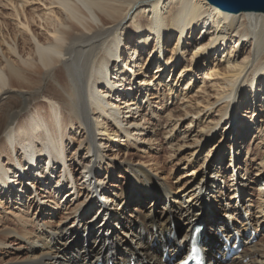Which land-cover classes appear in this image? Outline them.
<instances>
[{
	"label": "bare ground",
	"instance_id": "obj_1",
	"mask_svg": "<svg viewBox=\"0 0 264 264\" xmlns=\"http://www.w3.org/2000/svg\"><path fill=\"white\" fill-rule=\"evenodd\" d=\"M6 1L5 5H13L17 22L16 7L27 1ZM48 1L51 37L42 38L21 18L16 26H22L23 42L14 39L15 33L0 32V217L6 221L10 217L13 224L8 227L0 220V264H94L99 259L125 262L128 257L160 264V244L176 249L169 238L163 239L174 222L184 238L199 222L206 225L203 247L208 259L217 248L211 230L232 237L230 230L243 234L256 218L264 234V151L246 146L256 134L264 150V9L229 12L206 0ZM25 38L31 39L32 51L25 50ZM190 47L188 58L185 49ZM131 63L138 68L132 69ZM152 68L158 81L153 85ZM162 82L173 101L183 87L188 93L196 89L197 100L203 101H196V108L183 103L179 115L170 113L164 121L151 101ZM166 98H161L162 106L169 102ZM160 127L162 144L156 139ZM217 134L219 145L213 143ZM227 134L232 135L229 145L222 144ZM73 137L82 138L83 157L81 148L74 149ZM107 140L142 152L163 150L164 144L173 157L188 151V164L209 150L199 181L194 184L193 170V182L182 193L168 190L141 167L126 169L123 172L137 191L129 198L130 184L110 182L109 176L105 184L101 178L102 165L110 172L116 167L99 152ZM221 145L234 155L228 165ZM70 149L78 159L68 164ZM239 152L251 158L252 167L246 163L247 168L241 167ZM92 170L94 179L89 177ZM75 174H82L83 181ZM220 177L224 191L212 185ZM60 181L65 186L57 189ZM245 188L253 191L247 196L256 198V203L243 198ZM213 189L219 201L209 195ZM228 190H238L243 213L223 200ZM63 192L68 199L63 206L67 220L54 224L52 212L60 209ZM101 202L114 203L118 210L94 232L84 218L93 206L94 215H109L111 208L105 211ZM218 207L227 216L224 221L215 216ZM11 239L17 242L16 253H1ZM248 241L233 264H264V252Z\"/></svg>",
	"mask_w": 264,
	"mask_h": 264
},
{
	"label": "rangeland",
	"instance_id": "obj_2",
	"mask_svg": "<svg viewBox=\"0 0 264 264\" xmlns=\"http://www.w3.org/2000/svg\"><path fill=\"white\" fill-rule=\"evenodd\" d=\"M26 1L27 2L24 3L22 6H20L18 4V6L16 7L18 9V12H19V16L17 17L18 18L17 22L15 21L16 19L14 17V14H15L14 11L15 10L12 7L13 5L9 4V3L7 5H5L6 2H7L6 0H2V2H0V32H1V34L3 33L5 35V33H8V35L11 34V36H12L13 33H15L16 36H15L14 39L15 40L19 39L20 42H23V38H22V36L19 33L20 32L19 31V27L21 28L22 26L21 25L19 27L16 26V23H20L19 19L21 18V22L22 23H25L28 20L27 22H29V27L32 29V31L33 32H34V30L37 31V33L42 38L47 37V36L51 37L49 35V33L47 32V30H51V27L48 26L49 21H47V19H46L49 16V11L51 10V5H47V4H49V1L48 0H33V1L32 0H26ZM13 2H15V4H16L17 2H22V0H13ZM12 15H13V18L11 17ZM1 23H3V25ZM4 24H6V27H4ZM7 26H9V27L7 28ZM8 40H9L8 43L13 46L14 43L10 39V37H9ZM24 40H25V42H24L25 43L24 44L25 50L26 51H28V50L32 51L31 47L28 46L29 45L28 42L32 43L31 39L28 40V39L25 38ZM132 40H134V36L131 38V41ZM6 41H7V39H6ZM5 47H6V45L2 46L3 53H5V50H4ZM191 48L192 47L185 49V51L187 52L186 54L189 53L188 58L190 57V52L189 51H190ZM120 49L121 48H119L118 51H121ZM127 53H131V52L128 50ZM0 55H1V51H0ZM130 66L132 67V69H137L138 68L133 63H131ZM151 72H152V74L150 75V79L152 80L151 84L152 85L153 84H157L158 81H155L154 80L155 78L153 76L157 72V70L152 68ZM197 73H198V71H197ZM197 75H200V73H198ZM163 78H164V76H163ZM46 82H47V80H45V83H43V85H42L43 89H45V87H46ZM166 89H167V87H166V85L163 82L159 83L157 91L154 92V98L155 99L151 100L153 103H155L152 106V107H154L155 113L160 111L161 116H162V114L164 116L163 117L164 121L167 119L166 116H168L170 113H172L175 116L179 115L178 111L181 108L184 107V105L182 106L183 103L185 104V102H187V106L188 107L189 106H193L192 108H196L197 107L196 101H199V102L203 101L202 99L197 100L198 98H196V96L194 94L196 89L190 91V93H188L187 90H184V87L182 88L183 91L181 93L179 92L180 90L178 89L177 93H175V100L174 101L171 99V96H169V98H168V91ZM176 89L177 88H175V90ZM180 94L184 95V97H186V98L183 100L182 99L183 96L181 97ZM165 95H167L166 99L169 100V102L164 103L163 106H162L161 103H160V100ZM176 97H177V99H176ZM249 99H251V97ZM172 101H173V104H172ZM188 101H189V103H188ZM155 107H157V108H155ZM215 107H218V104H215L214 108ZM249 109L250 108H248V111H250ZM24 116L25 115H22L20 117V119H22ZM245 116H248V114H245ZM205 118H206V116L204 117L203 123L204 122L206 123ZM251 118H253V117L251 116ZM261 121L264 123V115H263V119ZM186 123L187 122H185L184 125H186ZM164 125H165V123H164ZM162 130H163L162 127H160L159 131H161V133L156 138V139H158V141H160L159 143H161V144L163 143V139H162V136H163L162 132L163 131ZM193 135L194 134H192V136ZM84 138H85V136H84ZM231 138H232V135H230V136H228V134L225 135L223 137V139H222V142H223L222 144L226 145V142H227V144L229 145L230 143H232ZM260 138L261 137L259 135L253 134L251 139L248 140V143L246 141V144H248L246 146H249L248 149L249 150H252V149L253 150H257L258 149L259 151H261L259 153H263L264 150L262 149V145L260 143ZM72 139H74L73 141H75L74 142V149L81 148L80 151H82V152H80L81 156L80 155L79 156L83 157V155L85 153V149H83V146H85V145H84V143L83 144L79 143L82 138H79V137H75L74 138L73 137ZM96 139L98 140V138H96ZM191 139H192V137H189L187 139V142L191 143ZM220 140L221 139L219 138V134H217L215 136V142L213 140V143H216L217 145H219L221 143V142H219ZM205 143H206L205 148H207V147H209L211 145L210 141L208 143L207 142H205ZM128 145L129 144H127L126 146H123V145H120V144H112L111 141L107 140V142H105L104 145L102 144L101 146H99V145L98 146H99V152H102L104 154V156L106 157V160L110 159V162L114 163V165L116 166L115 169H114V172H110L112 170H107L106 171L105 170L106 166H103L101 164L102 165V167H101L102 171L100 170L101 173H102V177L101 178H103V180L105 181V184L109 181V180L107 181V179H108L107 177L108 176H109V178L112 179L110 182L116 181V183H118L120 185H125L127 183L130 184L131 185V190L130 191H126V189L124 190V186H123V189H122V191L130 192L129 198H132L133 195L137 191L134 190L135 187L131 183L129 175L127 176V174H125L123 172V171H126V169H130V168H132V166H133V168H135V167H139L140 168L141 167L143 170L149 171L151 174L155 175V178L157 179V181H159L160 184H163L165 186V188H167L168 190H173L174 192H181L182 193L183 190H186V188L193 181H194V184L199 181V179H200L199 172L202 171L203 168H205V165H203L204 157L206 156V152L209 150L207 148V150L203 151V154L201 153L199 158L197 156V160H196V158L193 159V160L191 159L192 163L190 162L188 164L185 161V157L188 155V151H182L181 153L176 154L175 157H173V156H170L171 155V151L169 150V147H166L164 144H163V147H164L163 150H161L160 147H159L158 150L153 148L154 150L153 149L150 150V151L147 150L146 152H142L143 151L142 149H137V148L134 149L133 146H129L128 147ZM71 146H72V144L69 145V147H71ZM220 147H223L222 151L225 152L224 155H223L224 156V160H225L224 163H225V165H228V162L231 159H233L234 155L231 154V150H230V148L228 146H222L221 145ZM236 148H237V146L235 147V149ZM70 150H71V154L67 153V160H69V162L67 161L68 164L71 163L70 159L72 160V162H74V161H76L78 159L77 156H76V158L72 157L73 150L72 149H70ZM228 151H230V152H228ZM239 153H240V156H241L240 157V161H239V163L241 164V167H245V168L252 167L253 162H250L251 158H249L247 155L245 157V155H244L245 153L244 152L243 153L239 152ZM90 163L92 164L93 161H91ZM102 163L104 164L105 162H102ZM245 163L247 164V167L245 166ZM61 170H59V171L61 172ZM193 170L195 172V177L193 178V181H191L190 180L191 179V172H193ZM184 172H188V173L184 174ZM251 174H254L253 170H251ZM243 175L240 177V180L244 182ZM75 176H79V175L75 174ZM89 177L91 179H94L93 170L90 171ZM222 177H220V181H217L216 183H214V181H215L214 180L213 183H212V185H217V187H219L218 190L219 189H221V190L226 189L224 187V185H222V182H221L222 181ZM78 180L80 182L83 181L82 174H80V176L78 177ZM195 180H196V182H195ZM222 187H223V189H222ZM67 190H68V187H66L65 191L64 190L63 191L66 193ZM210 190H211V188H210ZM64 192L62 193V195H60L61 196V200H59L60 209L59 210H53L54 212L51 211L52 213H55V216H53V220L55 222L54 224L59 223V222H64L65 219L67 220V218H66L67 216L63 212V208H64L63 206L65 204L64 202L67 199V196H64ZM214 193H215V189H213L210 192L209 195H211V196L213 195V199H215V201H219V200H217V198H215V197H218V196H215ZM248 193L252 194L253 191L250 188L249 189L245 188L244 194H243V198L247 197L248 199L251 200L250 203H252V204H253V202L256 203V198H252L251 196H247ZM75 194H76V190H75ZM235 196L236 195H234V193L231 192V190H228L227 193L224 195L223 200H227L228 198L231 199V198H234ZM38 198L40 199L39 196H38ZM105 198H108V197H105ZM219 198L222 199L221 197H219ZM160 200L162 201V199H160ZM227 201L232 203L231 200H227ZM13 204H15V202H13ZM116 204H118V203H116ZM112 205H113V209L111 208L110 210L112 212H114V211L116 212L118 210V208L114 206L115 205L114 203ZM162 205L163 204H161L159 207L161 208ZM127 206H130V200L127 201ZM214 207H215V205H213L211 208L213 209ZM165 208L168 209L169 206L167 205ZM48 209H50V208H48ZM94 211H95V209H94V206H93V210L89 214H87V216L84 218V222L87 221L86 223L93 228V231L97 232L98 231L97 229L101 228L102 226L100 224L101 221L100 220H96L97 219V217H96L97 214L94 215ZM153 211H156V210L153 209ZM222 211L223 210H222V208L220 209V207H218V209L216 211H214V213L216 214L215 216H216L217 219H220V220L224 219L223 217L225 216V214ZM252 214L255 215L254 210H252ZM0 220H1V224H6L8 227H13L12 219L10 217H7V221L4 220V218H1V217H0ZM256 220H257L256 218L252 219L253 222L251 221V227L255 228L254 230H257V228H258L260 236H259L258 241L256 242L257 245L256 244H254V245L256 246V248L258 250L264 252V234L260 233L262 227H258V223H256L257 222ZM51 224H53V223H51ZM111 227L114 229V227H115V223L114 222H113V226H111ZM176 228H177V230H180L181 227L179 228L176 225ZM78 240H79V242H80L79 244L81 246H84L86 244L84 241H83L84 244H82L81 238H79ZM8 243H10V244L6 245V249H3V251H1V253L6 254L7 251L8 252H12V253H16L15 252V249H17L16 248L17 247L16 240H14V239L8 240L7 244ZM17 254L18 255H22V252H17Z\"/></svg>",
	"mask_w": 264,
	"mask_h": 264
},
{
	"label": "water",
	"instance_id": "obj_3",
	"mask_svg": "<svg viewBox=\"0 0 264 264\" xmlns=\"http://www.w3.org/2000/svg\"><path fill=\"white\" fill-rule=\"evenodd\" d=\"M218 8L229 11H253L263 10L264 0H206Z\"/></svg>",
	"mask_w": 264,
	"mask_h": 264
},
{
	"label": "built area",
	"instance_id": "obj_4",
	"mask_svg": "<svg viewBox=\"0 0 264 264\" xmlns=\"http://www.w3.org/2000/svg\"><path fill=\"white\" fill-rule=\"evenodd\" d=\"M58 189V188H57Z\"/></svg>",
	"mask_w": 264,
	"mask_h": 264
}]
</instances>
